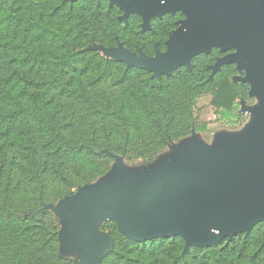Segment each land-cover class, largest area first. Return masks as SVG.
I'll use <instances>...</instances> for the list:
<instances>
[{
  "label": "trees",
  "instance_id": "1",
  "mask_svg": "<svg viewBox=\"0 0 264 264\" xmlns=\"http://www.w3.org/2000/svg\"><path fill=\"white\" fill-rule=\"evenodd\" d=\"M109 0H0V264H75L61 257L48 206L102 178L115 156L151 162L172 142L202 132L198 99L210 96L218 120L241 122L235 63L213 48L169 74L107 60L94 48L133 56L166 52L185 16L143 19ZM99 264H264V222L230 241L201 247L183 237L135 242L114 222Z\"/></svg>",
  "mask_w": 264,
  "mask_h": 264
},
{
  "label": "water",
  "instance_id": "2",
  "mask_svg": "<svg viewBox=\"0 0 264 264\" xmlns=\"http://www.w3.org/2000/svg\"><path fill=\"white\" fill-rule=\"evenodd\" d=\"M112 5L124 11V21L130 14L140 15L144 31L152 18L178 12L185 16L171 33L164 54L157 53L155 59L129 55V66L158 77L169 74L183 58L188 64L193 55L213 48L234 49L237 53L219 60L213 72L225 64L239 68L248 62L247 76L241 81L250 85L249 96L260 98L264 106V0H110ZM247 111L264 120V108ZM245 148L255 159L235 168L216 155L201 154L198 172L209 170L211 176L190 192L163 191L159 198L142 195V205L131 212H106L116 216L119 232L135 242L183 237L188 232L193 242L187 245L197 246L199 241L213 245L248 234L264 222V132Z\"/></svg>",
  "mask_w": 264,
  "mask_h": 264
},
{
  "label": "rangeland",
  "instance_id": "3",
  "mask_svg": "<svg viewBox=\"0 0 264 264\" xmlns=\"http://www.w3.org/2000/svg\"><path fill=\"white\" fill-rule=\"evenodd\" d=\"M94 48L107 60H121L126 65L131 64L129 55L132 54L123 48ZM224 52L227 57L236 54L237 50ZM156 57L157 54L146 58ZM185 61L183 58L181 64L188 65ZM236 67L238 75L232 78V82L241 81L247 76L249 63L244 62L241 67ZM250 90L251 88L249 92ZM210 100V96L198 99L195 109L197 122L207 124L204 131H192L188 137L168 144L151 162L129 164L123 155L115 156L106 175L90 184L79 186L69 196L47 207L59 227L58 246L61 257L68 258L75 264H99L111 246L110 237L103 226L111 221L117 226L116 216L110 215L106 210L131 212L142 205V195L159 198V193L163 191L187 193L204 185L210 179L211 171L198 172L200 164L197 159L201 154L216 155L233 168L254 161V154L251 150H246L245 146L255 135L264 132V120L247 109H263L260 98L249 96L245 101L238 100L241 122L235 126L218 120L210 106ZM183 238L186 243L193 242L188 232L183 234ZM210 245L205 241L197 244L201 247Z\"/></svg>",
  "mask_w": 264,
  "mask_h": 264
},
{
  "label": "flooded vegetation",
  "instance_id": "4",
  "mask_svg": "<svg viewBox=\"0 0 264 264\" xmlns=\"http://www.w3.org/2000/svg\"><path fill=\"white\" fill-rule=\"evenodd\" d=\"M110 1V0H109ZM127 1H132V0H127ZM147 1H149V0H147ZM112 6H115V5H112ZM117 7V6H116ZM118 8V7H117ZM119 9V8H118ZM120 10V9H119ZM120 11H122V10H120ZM123 12V15H124V11H122ZM131 15V14H130ZM129 15V16H130Z\"/></svg>",
  "mask_w": 264,
  "mask_h": 264
}]
</instances>
